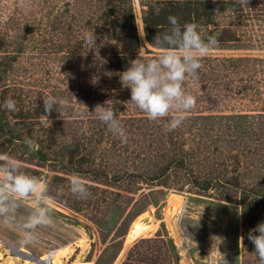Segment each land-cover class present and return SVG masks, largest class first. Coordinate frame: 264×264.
Instances as JSON below:
<instances>
[{
  "label": "trees",
  "instance_id": "obj_1",
  "mask_svg": "<svg viewBox=\"0 0 264 264\" xmlns=\"http://www.w3.org/2000/svg\"><path fill=\"white\" fill-rule=\"evenodd\" d=\"M138 2L144 37L153 48V38L169 28L168 17L176 16L181 24L197 23L205 38L214 36L218 40L214 48L241 47L246 35L264 50V0H249L248 7L237 0ZM63 4L69 13L65 30L75 44L67 52L80 55L76 64L83 76L89 73L84 72L86 62H91L87 55L104 56L100 68L93 65L91 71L101 69L99 75L104 76L109 71L123 72L140 52L134 0H63ZM254 24L255 37L247 35L251 31L246 29ZM91 30L97 36L94 47L84 41V33ZM8 70L0 59V78ZM189 79L193 87L187 93L196 97V105L173 131L168 130L167 117L154 121L137 107L126 112L117 109L126 143L99 115L71 122L66 119L70 115L57 109L49 118L58 119L46 125L34 121L44 117L43 105L42 109L34 105L23 89L0 91V104L9 97L17 101L15 112L0 108V153L11 154L24 170L27 166L30 170L28 163L51 161L68 176L90 175L102 191L114 185L118 196L126 184L130 202L138 190L160 187L235 204L242 219L244 264H258L247 233L264 221V55L210 53L197 77ZM66 132L69 137L62 135ZM26 137L38 142V151H29ZM86 199L90 201V195ZM159 238L156 248L161 261L154 264L167 260L179 264L172 239Z\"/></svg>",
  "mask_w": 264,
  "mask_h": 264
},
{
  "label": "rangeland",
  "instance_id": "obj_2",
  "mask_svg": "<svg viewBox=\"0 0 264 264\" xmlns=\"http://www.w3.org/2000/svg\"><path fill=\"white\" fill-rule=\"evenodd\" d=\"M134 6L140 52L133 57L156 58L160 50L151 47L144 37L138 0H134ZM68 15L63 0H0V59L9 69L0 78V91L12 93L23 89L40 109L43 99L51 95L57 99V109L70 115L66 119L71 122L86 119L87 115L90 119L98 118L94 109L105 101L119 111L135 109L137 106L130 101V89L121 83L120 73L109 71L100 76V69L92 74L93 65L100 68L104 56H85L91 61L86 62L84 69L89 73L81 74L76 64L80 55L67 52L75 49L74 38H68L69 31L65 30ZM246 29L251 31L247 35L251 33L255 37V24ZM244 39L241 47L213 48L210 53L264 55V50L256 48L253 40H248L246 35ZM95 60L98 63H92ZM190 87L193 82L188 78L184 82L186 93ZM34 121L50 123L44 117ZM67 133L62 135L69 137ZM27 165L30 170L27 166L25 171L46 179L48 195L58 199L52 206L53 223L39 227L30 241L24 238L18 224L11 227L0 224V264H24L27 259L41 263L42 254L57 250L61 252L59 264H154L161 261L156 248L160 236L172 239L179 264L245 263L241 213L235 204L160 187L140 189L130 202L126 198V184L118 196L114 185L102 191V186L91 182L92 176L83 175L91 199L87 201L71 193L68 172L60 165L51 161ZM31 203L23 202L22 215L31 210ZM44 262L50 264L49 258Z\"/></svg>",
  "mask_w": 264,
  "mask_h": 264
},
{
  "label": "clouds",
  "instance_id": "obj_3",
  "mask_svg": "<svg viewBox=\"0 0 264 264\" xmlns=\"http://www.w3.org/2000/svg\"><path fill=\"white\" fill-rule=\"evenodd\" d=\"M242 7H248L249 0H237ZM169 28L163 34L156 35L153 43L160 55L150 60L137 57L121 72V83L130 89V101L151 120L168 119V130L178 128L196 105V97L184 90L188 78H196L202 67V60L218 45L214 36L204 37L195 22L181 24L176 16L168 17ZM94 30L84 33V41L90 46L96 45ZM57 99L51 95L43 99V116L52 122L49 116L57 111ZM0 108L17 111V101L7 98ZM94 111L109 130L127 142L125 130L121 125L118 110L109 101L96 105ZM29 151L39 150L36 140L25 138ZM70 191L74 196L86 199L90 193L87 181L79 174L69 176ZM49 182L26 172L22 164L9 153H0V224L16 226L22 230L26 240L35 238L36 230L51 225L52 206L58 199L48 195ZM61 196L63 189L59 190ZM31 201V210L22 215L23 202ZM247 239L253 245L258 264H264V221L250 229ZM243 241V237H241ZM223 264H227L226 261Z\"/></svg>",
  "mask_w": 264,
  "mask_h": 264
},
{
  "label": "bare ground",
  "instance_id": "obj_4",
  "mask_svg": "<svg viewBox=\"0 0 264 264\" xmlns=\"http://www.w3.org/2000/svg\"><path fill=\"white\" fill-rule=\"evenodd\" d=\"M173 201V200H172ZM173 203H175L174 201H173ZM135 232L136 233H138L139 232V229H136L135 230ZM134 232V233H135ZM19 250V249H18ZM23 251V250H22ZM21 252V251H20ZM61 253V252H60ZM60 253H59V251L57 250V251H51V252H45L44 254H42L40 257H39V259H40V262L41 263H37V262H35V261H33V260H26L25 261V263L24 264H48V262H44L43 263V260H45V259H47V258H49V263L50 264H59L58 263V259H59V257H60ZM12 255V254H11ZM15 256V255H14ZM17 262H19V260L17 261ZM23 263V262H22ZM8 264H13V263H8ZM17 264V263H16Z\"/></svg>",
  "mask_w": 264,
  "mask_h": 264
}]
</instances>
